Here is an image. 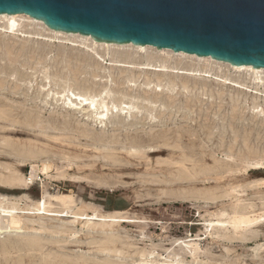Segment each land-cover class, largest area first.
<instances>
[{
	"label": "rangeland",
	"instance_id": "1",
	"mask_svg": "<svg viewBox=\"0 0 264 264\" xmlns=\"http://www.w3.org/2000/svg\"><path fill=\"white\" fill-rule=\"evenodd\" d=\"M26 16L14 31L0 17V171L52 167L0 194L33 207L44 190L65 193L73 211L117 222L25 214L0 229V264H264V222L242 235L205 228L223 211L264 212V71L94 44ZM76 94H101L109 114L70 104Z\"/></svg>",
	"mask_w": 264,
	"mask_h": 264
},
{
	"label": "water",
	"instance_id": "2",
	"mask_svg": "<svg viewBox=\"0 0 264 264\" xmlns=\"http://www.w3.org/2000/svg\"><path fill=\"white\" fill-rule=\"evenodd\" d=\"M0 14L28 15L98 43L264 68V0H0Z\"/></svg>",
	"mask_w": 264,
	"mask_h": 264
},
{
	"label": "bare ground",
	"instance_id": "3",
	"mask_svg": "<svg viewBox=\"0 0 264 264\" xmlns=\"http://www.w3.org/2000/svg\"><path fill=\"white\" fill-rule=\"evenodd\" d=\"M25 15L19 14V15H10V14H0V17H4L8 19L7 21V26L6 28L9 31H14L16 30L17 27V22L16 19L18 17H24ZM28 17V15L26 16ZM31 18V17H29ZM52 32L56 34H63L68 37H81L86 40H91L94 44H99V45H104V46H110L107 43H98L94 41L91 37H82L79 34H67L63 32H57L53 31ZM114 45V44H113ZM131 45V44H127ZM96 46V45H95ZM134 46V45H133ZM140 49H145L147 46H137ZM149 47V46H148ZM163 50H168L169 49H163ZM171 51V50H170ZM181 54H185L184 52H180ZM206 59H212L211 57H208ZM112 61L115 62H124L119 59H111ZM131 63H136L140 64L141 66H146L151 65V62H145V63H140V62H131ZM121 64V63H120ZM162 67H165L166 65L162 64L160 65ZM232 66V65H231ZM236 69H252L255 70V72L259 71H264V68H258L255 69L252 66H233ZM164 69V68H163ZM186 71L189 73L195 74L199 71H202L199 67L193 66V67H187L184 68ZM205 71V70H204ZM234 81L233 83L235 85H241L242 83L238 80H232ZM75 97L76 101H71L70 104L73 103L74 106H78V108H83L84 105L89 108L90 111H93V113L96 115V111L98 108L103 107L105 110L103 112H107L106 114H103L102 116H107L109 113V108L106 105L105 98L100 94V95H95L91 96L90 98H83L81 94L77 95ZM62 97L67 99L69 102V95H66L65 92H63ZM89 100V101H88ZM113 108H116L113 107ZM84 109V108H83ZM117 109V108H116ZM120 110V109H119ZM102 112H98L97 114H100ZM121 114H126V116H129V111L122 110ZM102 122V121H101ZM99 149V148H97ZM126 151H134L136 154L140 151L133 150H126ZM131 155V152H128ZM127 153V154H128ZM141 154V153H139ZM178 162V161H177ZM14 166H11L12 168L9 169V172H2L0 171V187H5L8 189H28L30 185L33 184L32 177L37 176L36 174L38 171H44L48 172L49 169L52 167V164L49 161L43 162V167L42 169L39 168L36 165H32V172H31V177L27 178L19 173V169L17 164H13ZM234 187V186H233ZM232 187V188H233ZM22 199V196L18 197L14 200L10 198V196L6 194H0V229H11V228H22V219L25 214H35L40 217H69L73 218L74 221L77 220H83L84 224L87 225H104V226H110L113 222H117V216L109 214V215H102L98 213H93V214H87V213H80V212H75L72 209L76 205V201L72 195L65 194V193H50L47 190L43 191V194L41 198L36 202V204L33 207H21L20 206V200ZM56 205H63L65 209L62 210H57L55 208ZM236 206V205H235ZM238 207V206H237ZM252 207V206H251ZM252 210V209H251ZM221 218L218 217L216 221H208L205 223V228L208 234L213 235V233L220 234L221 232L227 231L229 228H232L235 234L242 235L243 232H249V227L252 225H259L260 223L264 222V212H256V211H246L242 208L241 210H237L236 208L233 211V214H229L226 211L221 212ZM122 219V217H121ZM45 227V226H43ZM41 227V228H43ZM188 246L191 247V250H194L195 253H201V246L197 242H190L188 243ZM153 254V252L151 253Z\"/></svg>",
	"mask_w": 264,
	"mask_h": 264
}]
</instances>
